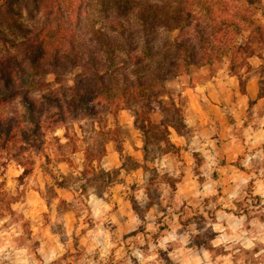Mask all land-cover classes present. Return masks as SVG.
I'll return each mask as SVG.
<instances>
[{"label": "rangeland", "instance_id": "1", "mask_svg": "<svg viewBox=\"0 0 264 264\" xmlns=\"http://www.w3.org/2000/svg\"><path fill=\"white\" fill-rule=\"evenodd\" d=\"M5 1L0 0V6L13 9L25 29L37 21L64 19L86 37L82 29L101 20L98 0H42L47 11H38L41 0ZM222 1L228 7L243 4ZM260 1L263 9L253 13L264 36V0ZM200 13L201 18L197 14L194 24L182 31L161 30L151 44L152 56L142 57L153 73L165 71L155 87L162 98L170 95L181 102L184 118L188 89L228 73V58L223 56L188 72L179 70L177 78L168 73L170 43L186 39L198 49L194 25L203 37L210 33V22ZM22 35L0 26V53L11 51L12 42ZM258 52L260 58L248 60L250 68L237 72L246 81L259 78L263 89L264 44ZM115 64L124 77L134 67L125 56ZM79 72L72 67L50 71L33 97L73 85ZM111 112L96 108L95 116L68 118L54 130L43 131L27 176L21 177L23 168L15 161L0 171V264H264V186L255 187L251 181L238 200L220 199L219 185H205L199 152L197 177L190 152L193 164L186 167L189 145L175 156L162 154V144L152 141L144 153V138L134 128L133 116L124 110ZM160 119L156 113L151 120ZM118 147L122 156L115 151ZM256 155L253 180H264V153ZM259 188L261 194H254Z\"/></svg>", "mask_w": 264, "mask_h": 264}, {"label": "trees", "instance_id": "2", "mask_svg": "<svg viewBox=\"0 0 264 264\" xmlns=\"http://www.w3.org/2000/svg\"><path fill=\"white\" fill-rule=\"evenodd\" d=\"M242 1L238 7H228L222 0H98L96 13L101 20L82 29L88 33L86 37L76 24L64 19L37 21L25 29L13 9L7 7L4 11L7 5L0 6V26L24 32L12 42L11 51L0 53V171L8 161H15L23 168L21 177L27 176L32 170L31 155L41 147L43 131L54 130L68 118L95 116L100 107L110 114L112 110H124L133 116V126L144 138V153L153 141L162 144L158 148L162 154L177 156L180 148L171 142L169 129L185 138L189 136L183 105L170 95L162 98L158 94L155 85L164 80L165 71L153 73L142 57L152 56L151 44L161 30L182 31L203 12L210 22V33L203 37L197 30L199 25H194L198 49L186 39L170 43L168 73L177 78L179 70L188 72L191 67L210 65L223 56L228 58V73L244 91L246 80L237 69L250 68L248 60L260 58L258 51L264 36L253 13L263 9L261 1ZM37 6L38 11L49 10L42 0ZM216 10L227 16L216 14ZM120 56L134 66L125 77L115 64ZM67 67L80 69L73 85H60L56 91L33 97L32 92L50 71ZM145 69L149 72L142 75ZM156 113L161 114V119L153 123L152 115ZM115 151L122 156L121 147ZM192 155L193 173L198 177L199 155Z\"/></svg>", "mask_w": 264, "mask_h": 264}, {"label": "crops", "instance_id": "3", "mask_svg": "<svg viewBox=\"0 0 264 264\" xmlns=\"http://www.w3.org/2000/svg\"><path fill=\"white\" fill-rule=\"evenodd\" d=\"M259 80L249 78L242 91L237 79L225 72L190 87L184 119L191 136L171 129V140L180 151L190 147L186 167L193 164L188 153L199 152L205 185H219V197L225 201L238 200L251 181L255 187L264 186L263 179L253 180L256 154L264 153V88ZM254 194L260 195L261 189Z\"/></svg>", "mask_w": 264, "mask_h": 264}]
</instances>
